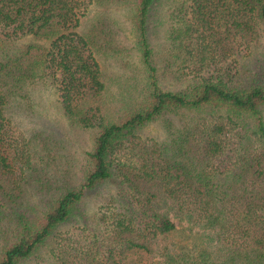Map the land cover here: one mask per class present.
Wrapping results in <instances>:
<instances>
[{"label": "trees", "instance_id": "1", "mask_svg": "<svg viewBox=\"0 0 264 264\" xmlns=\"http://www.w3.org/2000/svg\"><path fill=\"white\" fill-rule=\"evenodd\" d=\"M103 1L0 0V264H264V78L235 83L220 65L201 72L234 40L264 32V0H131L124 51L134 50L143 84L135 99L121 90L106 116L97 55L107 39L81 28ZM155 9L166 15V64L191 72L179 89L157 82ZM27 82L52 88L69 123L94 127L78 186L30 198L29 143L5 114ZM186 112L171 129L167 114ZM159 118L167 135L144 136Z\"/></svg>", "mask_w": 264, "mask_h": 264}, {"label": "rangeland", "instance_id": "2", "mask_svg": "<svg viewBox=\"0 0 264 264\" xmlns=\"http://www.w3.org/2000/svg\"><path fill=\"white\" fill-rule=\"evenodd\" d=\"M94 5L91 3L88 12L81 17V28L86 29L93 24L91 28L97 33L94 37L107 39V44L102 45L105 50L97 55L101 79L109 90L106 93V102H100L102 113L106 116L108 113H116L120 107L119 97L123 94L121 90L125 89L124 93H127L128 89L129 94L124 95H131L133 99L138 97L143 84L141 77L143 67L139 64L133 49L124 51V45H130L129 30L126 28L129 26L128 6L131 5V0H109ZM161 15L159 9L153 10L148 25V37L153 49L154 64L157 67L156 78L158 85L163 89H179L190 82L192 76L187 67L177 69L175 65L166 64L167 55L164 52L166 15L163 14L162 17ZM238 41L234 40V44L231 42L232 53L218 61L216 65H210L207 70H202V74L210 73L213 71L212 68L220 65L229 70L235 83L238 82L237 79H250L257 74L264 78V32L258 28L257 36L247 44L240 42L236 46L235 43ZM123 98L127 99L125 96ZM5 114L16 126L15 132L22 131L29 143L30 161L28 169L24 172L26 184L22 187L28 198L40 191H56L57 187L65 185L78 186L83 155L85 150L90 148L94 127L83 128L69 123L55 100L52 88L43 84L38 86L27 82L20 89H16L6 101ZM188 114L187 112L186 115L167 114L171 119V129L184 125L188 121L189 116L186 117ZM165 129L162 118H159L143 127V135L163 138L167 135ZM85 199H89V195ZM91 202L96 207L101 200ZM65 230L76 236L73 231L76 232L78 229L68 226L60 228L61 233L69 234L63 232ZM21 264L47 263L41 258L37 260L31 258Z\"/></svg>", "mask_w": 264, "mask_h": 264}]
</instances>
